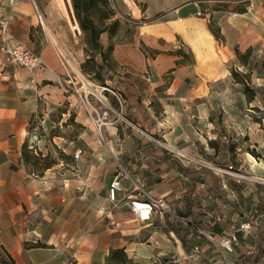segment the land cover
<instances>
[{
  "label": "crops",
  "instance_id": "0c3cea01",
  "mask_svg": "<svg viewBox=\"0 0 264 264\" xmlns=\"http://www.w3.org/2000/svg\"><path fill=\"white\" fill-rule=\"evenodd\" d=\"M263 2L252 0L255 14L252 11H228L229 14L222 11L223 14L217 17L223 34L222 40L215 37L208 24L202 23L193 27V35L185 38V41L195 55L199 70L206 71L207 66L213 70L224 65L229 57L235 55L233 51L236 45L245 51L264 40ZM1 3L12 18L10 37L0 36V254L9 253L17 264H120L113 258V251L122 248L129 259L126 264H193L192 259L208 263L215 254L205 237L193 243L200 245L202 253L195 258L189 257L186 235L190 236L192 233L188 229L181 233L175 228L178 225L186 228V224H177L168 216L155 215L147 220L136 217L130 201L132 197L142 198L143 195L134 190L130 179L123 178L124 190L119 194V204L111 206L108 188L114 175L115 162L109 149L93 154L97 162L91 164L87 161L91 158L87 149L89 145V148L95 147L93 141L82 137L84 141L81 144L86 149L83 151V148H78L83 152L79 159L84 170L81 185L71 164L66 170L70 173H64L63 177L56 175L57 172L60 173L58 165L37 168L35 160L49 154L51 144L58 143L57 138L61 141L63 136L54 135L52 140L39 141L35 148L26 147L30 129L36 124V112L49 116H45L47 124L45 121L44 130L62 124L66 118L60 114L69 116L71 110L76 113V121L87 125L85 120L88 119L87 116L84 117L83 107L74 106L77 103L74 93L57 82L58 76L64 72L62 61L54 44L44 35H36L39 21L32 2L0 0ZM183 10L186 13L183 18L189 20L191 13H187L185 7L181 9ZM199 18L210 20L207 17ZM18 40L36 49L46 66L30 71L11 61L2 47ZM146 60L143 61L144 67ZM150 62L154 63L155 60ZM173 65H178L176 70H181L173 80L176 86L161 91L153 90V84L149 87L148 81L152 83L153 80L155 83L153 76L126 69L136 82L142 105L154 120L151 131L147 132L139 123L128 118L131 126L136 125L135 129L145 134V137H134L128 133V139L132 142L128 144L124 140L130 125H127L123 137L119 134L114 136L118 130L117 124L108 125L104 130H110L109 135L112 136L108 141L111 144L118 145L121 141V148L126 145V151L130 146L131 149L125 154L123 161L128 164L131 172L123 167L132 178L147 192L165 195L177 208L188 193L184 173L180 168L175 170L174 163L163 155L166 152L164 147H158L154 154L141 152L155 134L167 139L174 147L184 149L190 144L192 120L189 121L187 117L193 113L189 103L191 90L183 85L189 81L191 75L187 71L188 65L179 62ZM141 75L149 88L141 87ZM219 78L221 77H209L207 80ZM203 94H207V91L203 90ZM127 103L129 105L128 100ZM128 110L136 113L135 106L131 105ZM212 133L215 134V131ZM216 133L218 136V132ZM217 136L214 135V138L217 139ZM76 138H69V144ZM220 139H223L222 135ZM134 144L135 148L132 146ZM76 147H68L67 154L71 162L78 160L75 156ZM97 180H103L106 187L103 181L95 186ZM224 184L226 186L225 182ZM215 191L214 197L217 195ZM200 198L201 196L199 200ZM218 206L224 207L226 203H219ZM198 208L195 206L193 212ZM207 218L212 227L206 230L212 234L229 231L218 220L220 217H216L211 211ZM216 222L219 224L217 232L213 228ZM240 235L242 243L237 253L231 255L233 258L241 257L249 246L246 236L243 233Z\"/></svg>",
  "mask_w": 264,
  "mask_h": 264
},
{
  "label": "rangeland",
  "instance_id": "374dc122",
  "mask_svg": "<svg viewBox=\"0 0 264 264\" xmlns=\"http://www.w3.org/2000/svg\"><path fill=\"white\" fill-rule=\"evenodd\" d=\"M30 1L39 21L36 35L40 37L44 35L49 42L54 44L62 61L63 69L64 60L71 67L72 74L78 77L80 75L79 71L86 78L99 83V78L95 77L94 72L83 73L81 66L92 50L91 43L87 38L88 34L81 27L80 32L74 33L71 30L69 21L72 17H67L63 13L58 0ZM251 2L252 0H96V4L92 8V16L95 21L101 26L108 27V30L101 33L100 39L103 43L107 62L118 74L128 73L126 69L145 76L149 74L155 78V83H153V80L152 83L148 81L149 87L153 84V90L161 91L172 88L173 85L176 86L173 84V80L181 70H176L178 65L174 66L173 64H178L180 61L179 63L188 65L189 69L187 71H189L191 78L183 87L191 90L189 103L193 116H190L189 113L190 115L187 117L189 121L192 120L190 124L192 131L189 136L191 137L190 144L184 149L174 147L161 135L151 136L149 134L151 142L142 148L141 152L154 154L155 150L159 149L158 147H164L166 152L164 151L163 155L169 157L170 162L174 163L175 170H178L181 166L197 169L207 167L208 170L200 174L201 178L196 181L194 186L191 185L190 178L185 173L183 174L188 186L187 191L192 188V192L197 197L201 196L199 200L200 207L197 206L199 211L200 208L203 210L210 209L213 215L220 217L218 220L226 225L227 230L234 229L241 220L252 217H258L259 223L262 219L264 224V104L261 94L253 101H249L244 92V85L234 81L231 73L232 68L248 71L250 72V85L257 88L264 85V76H259L258 72V68L261 67V62L264 59V40L254 46L259 60L258 65L254 66L253 60L248 65L240 64L235 51H233L235 55L229 57L228 61L218 69L211 70L210 66H207V70L202 71L199 70V66L197 67L195 55L185 38L193 35V27L199 24H208L209 27L218 24L217 17L219 14H223L222 11L228 13V11L239 12L238 10L245 9L244 12L251 13L252 11L255 14ZM70 3L71 14L77 19L72 0H70ZM262 4L264 6V2ZM183 7H185L187 13H191L189 20L183 18L186 14L184 10L181 11ZM217 8L218 10H215ZM212 15L215 17L213 18ZM236 15L239 16V14ZM199 17H207L210 20ZM34 50L38 53L36 49ZM67 57L75 64L78 71L72 67L73 65ZM97 57L101 58L99 54H97ZM152 59L155 60L154 63L150 62ZM144 60H146L145 67L143 66ZM107 76L108 74L105 73V77ZM216 76L221 78L207 80L209 77ZM153 77L152 79H154ZM139 78H141L139 81L141 87L149 88L142 75ZM116 83L119 84L118 81ZM121 87L120 85L119 88L121 89ZM203 90L207 91V94H203ZM74 95L77 97V103L74 106L84 108L86 112L83 111L84 117L87 116L88 119L85 120L87 125L76 121V113L71 110L69 116L60 114L61 117L66 118L62 121V124H56V126L47 130L40 128L41 140L43 141L52 140L54 135H61L63 138L61 141L57 138L58 143L51 144L49 154L40 156L35 160L37 168L43 169L46 165H58L57 169L60 173L57 172L56 175L63 177L64 173H70L66 171L67 168L73 166L72 168L75 169L79 180L78 183L81 185L82 182L80 181L84 176V170L82 161L79 159L83 152H81L77 161L72 162L67 153L69 146H77L75 151L80 147L84 151L86 148L81 144V141H84L82 137H86L88 140L93 141L95 147L94 149L89 148L90 145L88 146L87 151L91 153V158L87 160L90 161L89 163L97 162L93 154L103 149H109L108 151L112 154L115 162L114 173L117 169H120L119 161L131 172L128 164L123 161L125 154L131 149L130 146L126 151L124 149L126 148L125 144L121 148V141L118 145L111 144L112 142L108 141L109 137L112 136L109 135L110 130H104L103 128L102 133H100L90 119L83 102L75 93ZM155 95L158 96V94ZM105 96L107 97V99H104L106 104L115 105L114 96L111 92H105ZM156 99L159 101L157 97ZM98 102L100 103V101ZM43 115L47 117L45 113ZM124 115L125 117L120 121L111 124H117L118 127L114 136L119 134L123 137L127 125H130L129 132L127 131L126 134L131 133L134 137H145V134H141L135 129L136 125L131 126L132 123L129 122V119L137 124L138 122L135 121V113L127 109V103L124 107ZM214 131L215 134L212 133ZM216 132H218V136ZM214 135L218 138L222 135V141H227L226 146H234V149L229 147L230 150L228 157L225 158L227 161L225 165L219 164L210 157L214 149L209 144V140L215 139ZM75 136L77 137L76 140L74 139L75 141L69 144V138L73 139ZM128 138L129 134L126 135L124 142L129 144L131 141ZM132 146L135 148V144ZM133 148L132 150H135ZM221 157L220 154L218 159H221ZM203 177L207 187L199 188L197 182L203 180ZM102 181L97 180L95 186H99ZM103 184L106 187L104 181ZM103 189L105 190V188ZM213 191L217 195L210 199L209 194H215ZM109 202L114 207L119 204V202L114 204L111 200ZM219 203H226V206L220 208ZM189 217L197 220L199 218L198 224L204 229H211L212 227L207 217L201 219L197 216V213L194 215L192 213ZM175 222L179 224V221ZM185 227L183 228L181 225L179 227L178 225L175 228L181 233L185 232L186 229L192 233L190 236L186 235L187 251L191 253L193 243L200 238L197 237V231L194 232L195 228ZM262 229H264V226ZM216 237H218V234ZM1 254L3 253L1 252ZM191 262L193 263V260Z\"/></svg>",
  "mask_w": 264,
  "mask_h": 264
},
{
  "label": "built area",
  "instance_id": "2783aa9c",
  "mask_svg": "<svg viewBox=\"0 0 264 264\" xmlns=\"http://www.w3.org/2000/svg\"><path fill=\"white\" fill-rule=\"evenodd\" d=\"M34 2H36V0H34ZM11 18L12 16L10 12H8L1 3L0 36L5 38L10 37ZM69 24L74 33L80 32L79 23L74 15L69 21ZM2 49L7 52L11 61L19 63L30 71H35L46 66L42 56L23 41L18 40L13 44L4 45ZM63 64L64 72L58 76L57 82L69 87L72 92L80 98L84 107L88 111L90 119L100 133H102L103 128L115 124L125 117L124 107L126 106L127 100L119 87L111 86L110 82L107 84L93 82L81 73H79L80 75L77 77L71 73V67L68 66L64 60ZM108 91L114 96L117 105L105 103L104 99H107L105 92ZM98 101H100V103ZM35 116L36 124L31 128L27 143L29 148H35L37 143L41 141L40 128L43 129V127H45L46 117L43 113L36 112ZM80 153L81 149H78L75 152V156L79 157ZM125 177L133 182L134 190H138L143 195L142 198L132 197L130 201L132 211L140 220L151 219L156 215L168 216L174 221H179L186 225L188 224L189 218L179 214L172 202L165 195L147 192L142 185L132 178L122 164H120V169H117L114 173L108 188V197L114 202V204L119 201V194L124 190L122 180ZM197 186L199 188H206L207 184L204 180H200L197 182ZM213 196V194H209L210 199H212ZM259 224L258 217L243 219L236 227H234V229L221 232L218 234V237H216V234H212L210 231L195 225L194 232L197 231V237H205L209 242V246L214 250L215 255L208 261V263L192 259L194 262L193 264H257L258 262L264 264V254H261L260 252L261 243ZM192 228L193 227H191V229ZM241 233L246 236V239L249 241V246L241 257L233 258L231 255L237 253L238 248L242 243ZM191 250L192 251L189 255L190 258H195L197 254L202 253V248L199 244L192 245ZM258 255L261 256L257 262L254 258Z\"/></svg>",
  "mask_w": 264,
  "mask_h": 264
},
{
  "label": "trees",
  "instance_id": "16d2710c",
  "mask_svg": "<svg viewBox=\"0 0 264 264\" xmlns=\"http://www.w3.org/2000/svg\"><path fill=\"white\" fill-rule=\"evenodd\" d=\"M73 7L75 10V14L77 17V21L79 23V26L85 31L88 36V41L91 43V53H88L87 59L82 63V69L83 73H95V77L99 78V83L107 84L108 82H111V86L115 87H121V90L123 92V95L125 96L126 100L129 101V105L127 103V109L132 105L136 107V116L138 117L137 122L141 126V128L147 132L151 131V127L154 124V120L152 116L147 111L146 107L142 105L141 103V96L139 89L136 85V82L131 78L130 74H118L117 71H115L110 63L106 60V53L103 50V43L100 39V35L102 32L108 30V27L101 26L99 23L95 21V19L92 16V8L96 4V0H72ZM215 10H218L215 9ZM239 12H244L245 9L238 10ZM236 12V11H235ZM213 16V15H212ZM212 19V18H211ZM211 31L218 39H223V34L221 33V27L218 24H215L214 26H211ZM234 51L237 55V60L242 65H248L251 60L254 61L253 65L256 66L259 63V60L257 59V55L255 53V48L253 46L248 47L245 51H242L237 45L234 47ZM97 54L100 55V59L97 57ZM264 58V57H263ZM180 62V61H179ZM264 68V59L261 62V67L258 68L259 76H264L263 69ZM114 72V73H113ZM105 73L108 74L107 77H105ZM232 76L234 81L241 83L244 85V92L247 95V99L249 101H253L257 96L261 94V99L264 104V85L260 87H254L253 85L249 84L250 80V72L248 71H241L238 68H232L231 70ZM118 81L119 84L116 83ZM114 82V84H112ZM117 84V85H115ZM114 104L117 105L116 100L114 99ZM136 121V120H135ZM227 141H222V139H210L209 144L213 147L214 151L211 153L210 157L216 161L219 162L221 165L226 164V159L228 157V153L230 149H234V146H226ZM27 147V144L25 145ZM230 147V149H229ZM163 148V147H162ZM165 149V148H163ZM166 150V149H165ZM222 155L221 159H218L219 155ZM223 160V161H220ZM49 166V165H46ZM180 170L187 175L191 180V185H195L196 181L199 180L200 174L204 173V171L208 170L207 167H201L200 169H197L195 167H186L181 166ZM204 178V177H203ZM244 184V183H243ZM192 189V188H191ZM189 189L188 193L184 196L183 203L178 206L176 209L179 212V214L186 216L189 218V222L186 226H189L190 228L198 224L197 219L190 218L189 215L191 213L195 214L197 213V216L202 218L207 217L209 214V210H203L200 208L195 212H193V208L195 206L200 207L199 197L194 195L192 190ZM215 195V194H214ZM199 204V205H198ZM257 211H259L257 209ZM263 215V214H262ZM264 226L263 221L261 219V223L259 224V233H260V243H261V254H264V229H262ZM219 227V224L216 222L213 225L214 230L217 232ZM261 255H258L254 258L255 261H259V257ZM113 258L120 264H126L129 262V259L127 257V254L124 249H115L113 251ZM0 261L2 264H17L15 259L9 254H0Z\"/></svg>",
  "mask_w": 264,
  "mask_h": 264
},
{
  "label": "bare ground",
  "instance_id": "6f19581e",
  "mask_svg": "<svg viewBox=\"0 0 264 264\" xmlns=\"http://www.w3.org/2000/svg\"><path fill=\"white\" fill-rule=\"evenodd\" d=\"M59 5L62 8L63 13H65L67 15V17H72L71 13H72V8H71V3L70 0H58ZM54 38V37H53ZM56 40V39H55ZM68 58V57H67ZM68 60L71 62V60L68 58ZM72 63V62H71ZM73 68L77 70V68H75L74 64L72 63ZM78 71V70H77ZM78 73H80L78 71Z\"/></svg>",
  "mask_w": 264,
  "mask_h": 264
},
{
  "label": "water",
  "instance_id": "95a60500",
  "mask_svg": "<svg viewBox=\"0 0 264 264\" xmlns=\"http://www.w3.org/2000/svg\"><path fill=\"white\" fill-rule=\"evenodd\" d=\"M73 16V14H71Z\"/></svg>",
  "mask_w": 264,
  "mask_h": 264
}]
</instances>
